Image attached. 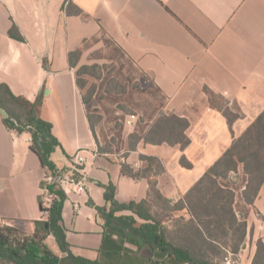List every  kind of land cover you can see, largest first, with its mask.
I'll return each instance as SVG.
<instances>
[{
	"label": "crops",
	"instance_id": "obj_1",
	"mask_svg": "<svg viewBox=\"0 0 264 264\" xmlns=\"http://www.w3.org/2000/svg\"><path fill=\"white\" fill-rule=\"evenodd\" d=\"M100 38L152 81L163 114L188 121L185 148L146 142L141 134L125 156L100 149L77 75L86 47ZM77 52L72 65L70 56ZM0 84L30 103L42 98L40 115L60 144L52 161L60 170L79 169L85 191L64 189L61 221L75 258L93 264H203L209 258L199 255L188 263L161 249L151 252L106 226V192L113 186L119 204H140L153 200L154 184L175 207L264 114V0H0ZM225 110L235 117L232 125ZM6 120L0 109V228L33 234L43 220L46 169L31 149L30 133H12ZM78 153L85 158L81 166L73 161ZM249 206L240 255L253 264L258 241L264 243V184ZM172 213L196 222L185 205ZM54 252L67 257L56 240Z\"/></svg>",
	"mask_w": 264,
	"mask_h": 264
},
{
	"label": "trees",
	"instance_id": "obj_2",
	"mask_svg": "<svg viewBox=\"0 0 264 264\" xmlns=\"http://www.w3.org/2000/svg\"><path fill=\"white\" fill-rule=\"evenodd\" d=\"M12 35L22 39L13 32ZM77 55L80 53L70 56L72 65ZM41 106V97L33 104L16 97L8 86L0 84V109L7 115V126L20 134L30 133L31 149L39 156L43 168L51 174H57L64 169H58L51 157L60 144L52 134V125L41 117ZM225 115L232 125L235 117L228 113ZM153 124L150 136L144 137L146 142L180 143L182 148L190 143L185 134L189 127L187 120L176 115L162 114ZM182 164L190 167L185 158H182ZM240 167L247 177L243 199L246 204L252 205L264 184V114L259 116L246 133L237 139L222 158L206 172L187 197L174 207V209H180L184 205L187 207L196 221L193 222V230L190 232L199 239L214 241L228 236L230 231L235 237L239 236L238 242L233 247L234 253L240 252L248 229L249 212L244 213L242 220L239 219L236 210L237 188L228 184L231 175L237 174ZM126 172L136 177L133 173L127 170ZM48 189L54 195L48 218L36 222V230L31 238L22 239L19 236L20 231L15 228H0V260L7 264H93L75 258L69 250L61 226L63 206L68 198L66 192L55 184L48 185ZM151 191L152 198L169 203L156 190L154 184ZM106 199L111 205L109 213L102 214L106 226L120 231L126 239L136 242L151 252L156 249L167 251L188 263L193 262L190 260L192 257L200 255L197 248L179 246L169 240L166 228L151 215L149 208L153 205L154 199L140 204L122 205L116 201L113 186L107 188ZM119 211H130L145 223L138 225L134 216L116 217L115 213ZM50 235L55 238L60 250L67 254L66 258L58 257L43 245V241ZM253 264H264V243L261 240L257 243V254Z\"/></svg>",
	"mask_w": 264,
	"mask_h": 264
},
{
	"label": "rangeland",
	"instance_id": "obj_3",
	"mask_svg": "<svg viewBox=\"0 0 264 264\" xmlns=\"http://www.w3.org/2000/svg\"><path fill=\"white\" fill-rule=\"evenodd\" d=\"M84 62L85 65L77 74L78 83L88 104L100 149L121 157L125 156L127 151L136 148L142 138L141 134H145L144 137L150 136L153 123L164 112L162 97L153 87L152 81L107 38H100L86 47ZM225 112L231 114L227 110ZM132 115L136 118L133 124L128 125L127 120ZM148 127L150 128L145 133ZM246 181L247 177L240 169L239 173L231 175L228 182L229 185L237 188L236 210L240 220L243 219L244 213L251 209L243 199ZM153 199V205L148 208L151 215L166 228L169 240L179 246L197 248L200 255L209 258L203 264H223L226 250L230 248L233 252L239 236L235 237L232 231L228 236L220 239L218 245L212 244L211 241L207 245L199 238L189 239L186 236L194 235L190 233L193 225L182 218L174 219L173 216L177 213H172L173 206L156 198ZM137 221L138 225L145 223L138 217ZM34 233L28 234L22 231L19 236L28 239ZM54 243L55 239L51 235L43 241V245L53 254H55ZM244 243L241 244L242 247ZM0 264L7 263L0 260Z\"/></svg>",
	"mask_w": 264,
	"mask_h": 264
},
{
	"label": "built area",
	"instance_id": "obj_4",
	"mask_svg": "<svg viewBox=\"0 0 264 264\" xmlns=\"http://www.w3.org/2000/svg\"><path fill=\"white\" fill-rule=\"evenodd\" d=\"M135 115L130 116V119L127 120V124L131 125L134 123ZM12 133H16V130L10 129ZM32 141V139H31ZM74 163L77 166H81L85 163V158L78 153L74 159ZM76 173L68 172L66 170L59 171L57 174H51L46 171L45 176L42 181V195H41V205L43 208L42 219L46 220L48 218L49 209L52 206L54 195L50 193L48 185L55 184L63 189L73 188L74 191L84 192L85 184L82 179L77 175L79 172L78 167L74 168ZM223 264H247L243 257L239 253H234L230 248L226 250V255L223 261Z\"/></svg>",
	"mask_w": 264,
	"mask_h": 264
}]
</instances>
